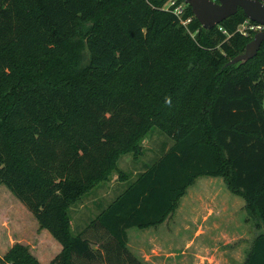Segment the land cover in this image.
<instances>
[{
  "label": "trees",
  "instance_id": "1",
  "mask_svg": "<svg viewBox=\"0 0 264 264\" xmlns=\"http://www.w3.org/2000/svg\"><path fill=\"white\" fill-rule=\"evenodd\" d=\"M184 1V0H179ZM168 0H0V186L62 245L49 264H145L128 230L164 223L199 177H223L263 228L244 264H264V42L238 13L193 38ZM157 126L173 145L79 235L70 208L138 157ZM0 264H43L14 244Z\"/></svg>",
  "mask_w": 264,
  "mask_h": 264
},
{
  "label": "rangeland",
  "instance_id": "2",
  "mask_svg": "<svg viewBox=\"0 0 264 264\" xmlns=\"http://www.w3.org/2000/svg\"><path fill=\"white\" fill-rule=\"evenodd\" d=\"M173 143L154 126L143 140L142 154L120 158L118 166L125 174L123 178L114 171L108 181L96 185L71 206L72 233H84L91 221ZM256 222L246 209L245 199L234 194L223 177L203 176L189 187L164 223L129 229V248L145 264H244L254 236L263 230ZM16 243L27 246L43 264L61 249L33 213L6 185H1L0 254L5 255Z\"/></svg>",
  "mask_w": 264,
  "mask_h": 264
},
{
  "label": "water",
  "instance_id": "3",
  "mask_svg": "<svg viewBox=\"0 0 264 264\" xmlns=\"http://www.w3.org/2000/svg\"><path fill=\"white\" fill-rule=\"evenodd\" d=\"M206 30L238 13L241 8L248 18L264 25V4L259 0H184ZM264 42V30L247 43L245 51L229 60L224 67L244 63L254 58Z\"/></svg>",
  "mask_w": 264,
  "mask_h": 264
},
{
  "label": "built area",
  "instance_id": "4",
  "mask_svg": "<svg viewBox=\"0 0 264 264\" xmlns=\"http://www.w3.org/2000/svg\"><path fill=\"white\" fill-rule=\"evenodd\" d=\"M217 1V0H215ZM264 4V0H259ZM187 3L185 1H179V0H168L167 4L165 5L164 9L171 10L179 19L181 24L186 28L187 32L195 38L198 30H191L189 27L190 23L193 20L192 16H186V9H187ZM217 27L219 30L227 34L228 37H230L232 34L228 32V30L222 25L218 24ZM264 30V25L259 22H254L250 18H246L242 23H240L235 32H238L242 34L243 36H251L255 35L257 32Z\"/></svg>",
  "mask_w": 264,
  "mask_h": 264
},
{
  "label": "crops",
  "instance_id": "5",
  "mask_svg": "<svg viewBox=\"0 0 264 264\" xmlns=\"http://www.w3.org/2000/svg\"><path fill=\"white\" fill-rule=\"evenodd\" d=\"M56 240V239H55ZM57 248H58V246H57ZM59 249H60V247H59ZM58 249V251L56 252V254L54 253V255L49 259V261L46 263V264H49L50 262H51V260H53L54 259V257L58 254V253H60L61 252V250H62V245H61V249L59 250ZM1 255V254H0Z\"/></svg>",
  "mask_w": 264,
  "mask_h": 264
}]
</instances>
